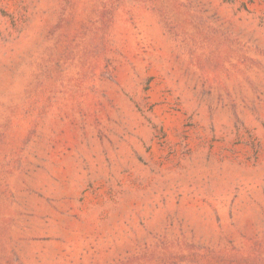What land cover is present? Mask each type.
<instances>
[{"label":"rangeland","instance_id":"1","mask_svg":"<svg viewBox=\"0 0 264 264\" xmlns=\"http://www.w3.org/2000/svg\"><path fill=\"white\" fill-rule=\"evenodd\" d=\"M0 264H264V0H0Z\"/></svg>","mask_w":264,"mask_h":264}]
</instances>
